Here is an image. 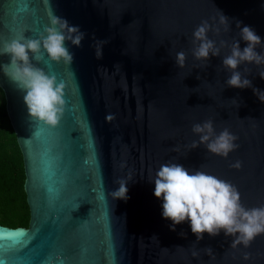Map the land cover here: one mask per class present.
<instances>
[{
    "label": "water",
    "instance_id": "obj_1",
    "mask_svg": "<svg viewBox=\"0 0 264 264\" xmlns=\"http://www.w3.org/2000/svg\"><path fill=\"white\" fill-rule=\"evenodd\" d=\"M50 10L87 35L81 47L67 45L75 53L71 66L46 54L32 60L65 84V112L56 127L29 117L23 93L0 70L29 207L27 227L0 224V264H49V258L52 264H264V234L248 248H233L224 230L199 241L187 221L171 231L149 180L172 161L229 181L246 207L264 205V103L252 88L225 85L228 48L207 66L190 51L194 29L213 17L218 23V10L231 30L221 26L220 36L209 32L210 39H239L240 21L264 43V0H0V46L38 38ZM96 40L109 41L100 60ZM179 51L188 53L183 68L175 64ZM9 60L0 56V64ZM244 67L253 87L264 91V65L239 70ZM207 119L217 134L228 128L239 137L227 158L203 144L190 148L199 141L192 125ZM236 161L241 166L231 167ZM129 174V198L113 200L115 181Z\"/></svg>",
    "mask_w": 264,
    "mask_h": 264
},
{
    "label": "clouds",
    "instance_id": "obj_2",
    "mask_svg": "<svg viewBox=\"0 0 264 264\" xmlns=\"http://www.w3.org/2000/svg\"><path fill=\"white\" fill-rule=\"evenodd\" d=\"M218 12V23L217 18L213 17L212 23L207 19L202 20L194 29L190 49L192 57L205 62L207 66L211 57H220L221 50L228 48V54L222 57V67L230 73L225 85L240 89L252 88L253 93L264 103V91L254 88L252 82L246 78L251 69L244 67L243 72L239 70L241 65H264V51H256L257 48L264 49L261 37L254 29L249 26L241 27L242 22L237 21L239 39L233 38L230 43L224 39H210L209 32L220 36L221 26L224 32L231 30L229 18L219 10ZM48 19L49 25L44 27L38 38L21 36L0 46V56L10 57L8 63L0 64V70L23 93V102L29 117L50 127H56L65 112V84L63 81L58 82L56 75L47 74L32 60L39 63L46 54L51 61L71 66L75 53L70 51L67 45L81 47L87 34L81 31L79 25H71L66 18L56 15L54 11H49ZM240 40L246 43L243 49L240 47ZM107 43L108 40L95 41L96 59H103V48ZM187 56L186 51L176 52V66L183 68ZM259 76L264 79V70L259 71ZM233 101L238 107L237 101ZM107 119L112 120L114 117L109 115ZM191 131L199 136V141L191 142V149L203 144L209 153L227 158L230 152L239 148V144L235 143L239 137L228 128L217 134L212 119L193 124ZM230 166L239 168L241 162L236 161ZM131 179L129 174L128 177L115 181L119 187L110 193L113 200L127 201V184ZM149 180L155 183V197L163 201L162 217L172 222L169 225L171 231H175L177 225L187 221L190 223L191 232L199 241L203 239L204 233L215 237L224 230L225 236L233 237V248L237 245L248 248L257 236L264 234V205L246 207L241 201L239 190L229 181L203 170H189L172 161L161 164L154 178ZM180 235L186 236V233L181 232ZM204 251L211 258H215L211 248ZM198 255L197 251H192L193 257ZM249 258L250 254L245 253L244 259ZM57 259L60 257L57 256ZM49 264H52L50 258Z\"/></svg>",
    "mask_w": 264,
    "mask_h": 264
},
{
    "label": "trees",
    "instance_id": "obj_3",
    "mask_svg": "<svg viewBox=\"0 0 264 264\" xmlns=\"http://www.w3.org/2000/svg\"><path fill=\"white\" fill-rule=\"evenodd\" d=\"M24 168L0 88V224L27 227L29 207L24 191Z\"/></svg>",
    "mask_w": 264,
    "mask_h": 264
}]
</instances>
